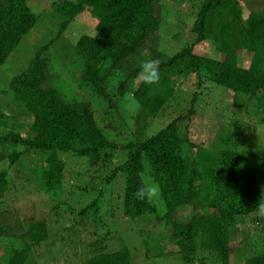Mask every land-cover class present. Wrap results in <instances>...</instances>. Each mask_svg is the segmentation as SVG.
Here are the masks:
<instances>
[{"label": "trees", "instance_id": "1", "mask_svg": "<svg viewBox=\"0 0 264 264\" xmlns=\"http://www.w3.org/2000/svg\"><path fill=\"white\" fill-rule=\"evenodd\" d=\"M52 8L61 20L59 33L85 11L95 17L94 33L81 35L74 48L84 64L81 87H89L109 108L115 107L109 92L114 73L121 77L117 94L122 97L129 92L152 118L175 95V79L196 74L233 92L234 98L255 99V111L261 114L264 125V9L252 11L243 20L238 0H205L191 26L195 39L169 56L159 50L160 0H54ZM37 20L28 0H0V67ZM203 42H211L222 57L193 53V47ZM49 46L40 47L26 69L10 80L14 100L32 121L26 134L10 130L0 135V145L21 146L9 154L0 149V164L6 162L9 169L25 153H48L42 189L51 191L57 190L63 179L59 153L93 159L107 150L118 151L125 157L123 162L102 182L106 185L123 175L124 185L117 196L123 216L136 219L149 215L165 220L171 226L167 238L187 264L199 260L203 252L215 256L219 264H231V228L239 218L256 214L257 203L264 202V145L236 149L231 145L233 135L228 133L219 142L196 146L180 128V123L193 115V109L145 139L118 144L98 125L89 102L67 100L54 87ZM243 50L250 55L247 65L239 58ZM149 59L159 65V82L151 85L138 77L142 63ZM8 169L0 170V199L9 186ZM145 171L159 187L163 216L153 203L134 197L144 184L140 175ZM98 200L94 198L80 211L79 224L85 228L91 229L90 223H97L99 218L103 224ZM190 206L201 213L186 221L176 219L181 208ZM256 219L264 222L262 217ZM68 227L71 234L78 232L75 225ZM108 234L106 230L99 239V234L93 233L97 239L90 243L95 251L86 264H132L128 250H103ZM0 237L23 241L22 247L10 250L6 264H25L32 246L47 240L48 228L43 221L23 224L15 220L9 224L0 212ZM244 264H264V252L251 254Z\"/></svg>", "mask_w": 264, "mask_h": 264}, {"label": "rangeland", "instance_id": "2", "mask_svg": "<svg viewBox=\"0 0 264 264\" xmlns=\"http://www.w3.org/2000/svg\"><path fill=\"white\" fill-rule=\"evenodd\" d=\"M53 1L28 0L29 7L38 16L37 24L0 67V135L10 130L28 133L31 115L22 111L14 100L10 80L26 69L40 47L50 44L47 57L55 76L54 87L67 100L89 102L98 125L110 140L118 144L145 139L193 109V115L182 121L180 128L183 135H187L196 146L219 142L221 136L228 133L233 135L231 145L236 149L250 145L253 149L264 145V125L261 114L255 111L257 101L248 97L242 100L234 98L233 92L206 78L199 79L196 74L176 78L175 95L152 118L140 105L137 110V102L129 92H126L129 94L127 101H124L126 93L122 97L117 94V83L121 77L119 73H114L109 92L115 107L109 108L89 87H81L84 64L74 48L81 35L94 33L95 17L85 11L59 33L61 20L56 18ZM204 1L160 0L162 21L159 26V50L162 53L171 56L195 39L191 26ZM238 5L244 20L252 11L263 10L264 0H238ZM193 53L222 57L211 42L195 45ZM239 58L243 65H247L250 55L243 50ZM130 119L132 124L128 122ZM0 149L9 154L20 150L21 146L7 144L0 145ZM185 156H189L187 151ZM47 157L48 153L45 152H29L9 169L6 162L0 164V170L8 169L9 186L0 199V212L4 213L5 221L9 224L15 220L23 224L43 221L48 228L47 240L32 246L25 264H86L95 251L90 243L97 239L95 235L92 236L93 233L97 232L101 239L106 230L109 234L104 239L103 250H128L132 264H187L181 259L178 247L167 238L171 226L165 220L149 215L136 219L123 216L117 199L124 185L122 174L109 184L102 182L113 168L123 162V154L107 150L89 159L73 153H59L64 167L63 179L59 188L51 191L42 189V170L47 167ZM140 177L144 184H156L147 171L141 173ZM100 190L103 191L101 197L98 196ZM94 198L99 199L103 224L99 218L97 223L92 221L89 225L91 229H88L79 224L82 219L80 211ZM151 203L163 216L165 207L160 194ZM200 213L190 206L181 208L175 216L180 221H186ZM257 217H260L257 213L241 217L231 228V264H244V259L251 254L264 252V222L258 221ZM74 225L78 232L71 234L73 231H69L68 226ZM23 245L19 238L0 237V264H6L11 249ZM198 257L201 260L193 264H219V259L208 252L199 253Z\"/></svg>", "mask_w": 264, "mask_h": 264}, {"label": "clouds", "instance_id": "3", "mask_svg": "<svg viewBox=\"0 0 264 264\" xmlns=\"http://www.w3.org/2000/svg\"><path fill=\"white\" fill-rule=\"evenodd\" d=\"M138 77L145 84H156L159 82V65L156 61L151 59L146 60L142 63ZM129 99V94H125L124 101ZM139 109V104L137 102V110ZM129 124H132L133 121L130 119ZM159 195V187L156 184H142L139 186L135 193L134 197L140 201H146L151 203ZM257 214L264 218V202L257 203Z\"/></svg>", "mask_w": 264, "mask_h": 264}]
</instances>
